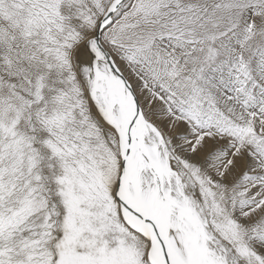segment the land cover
Segmentation results:
<instances>
[{
	"label": "snow or ice",
	"instance_id": "obj_1",
	"mask_svg": "<svg viewBox=\"0 0 264 264\" xmlns=\"http://www.w3.org/2000/svg\"><path fill=\"white\" fill-rule=\"evenodd\" d=\"M0 264H264V0H0Z\"/></svg>",
	"mask_w": 264,
	"mask_h": 264
}]
</instances>
